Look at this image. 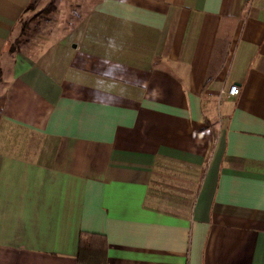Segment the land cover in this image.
<instances>
[{"label":"crops","instance_id":"crops-1","mask_svg":"<svg viewBox=\"0 0 264 264\" xmlns=\"http://www.w3.org/2000/svg\"><path fill=\"white\" fill-rule=\"evenodd\" d=\"M43 1L0 0V264H77L91 234L104 264H264V0H95L13 54ZM113 36L159 99L92 101Z\"/></svg>","mask_w":264,"mask_h":264},{"label":"rangeland","instance_id":"rangeland-1","mask_svg":"<svg viewBox=\"0 0 264 264\" xmlns=\"http://www.w3.org/2000/svg\"><path fill=\"white\" fill-rule=\"evenodd\" d=\"M95 0H44L25 12L13 30L9 46L13 54L44 60L49 49L60 46L65 34Z\"/></svg>","mask_w":264,"mask_h":264},{"label":"clouds","instance_id":"clouds-1","mask_svg":"<svg viewBox=\"0 0 264 264\" xmlns=\"http://www.w3.org/2000/svg\"><path fill=\"white\" fill-rule=\"evenodd\" d=\"M122 48L116 37L107 39L106 51L96 60L95 78L88 89L92 101L101 107L118 106L127 100L131 90L142 92L146 99H159L162 90L159 86H153L151 77L141 76L116 58ZM83 67L87 68L88 65ZM77 87L83 86L78 84Z\"/></svg>","mask_w":264,"mask_h":264},{"label":"trees","instance_id":"trees-1","mask_svg":"<svg viewBox=\"0 0 264 264\" xmlns=\"http://www.w3.org/2000/svg\"><path fill=\"white\" fill-rule=\"evenodd\" d=\"M30 9V8H28ZM10 51L13 52L14 49L10 46ZM3 102V98L0 99V103ZM94 235H89L88 238L81 236L79 238L78 256L77 264H104L105 255L104 248L100 244L92 240Z\"/></svg>","mask_w":264,"mask_h":264},{"label":"built area","instance_id":"built-area-1","mask_svg":"<svg viewBox=\"0 0 264 264\" xmlns=\"http://www.w3.org/2000/svg\"><path fill=\"white\" fill-rule=\"evenodd\" d=\"M239 94V88L236 85L230 86L226 95L229 97H236Z\"/></svg>","mask_w":264,"mask_h":264}]
</instances>
